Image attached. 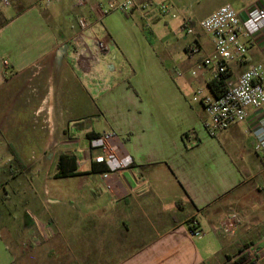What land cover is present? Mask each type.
<instances>
[{
    "label": "crops",
    "instance_id": "obj_1",
    "mask_svg": "<svg viewBox=\"0 0 264 264\" xmlns=\"http://www.w3.org/2000/svg\"><path fill=\"white\" fill-rule=\"evenodd\" d=\"M147 1L136 0L126 14L159 22L163 14L157 8L142 9ZM152 1L171 4L197 24L221 6L242 10L259 2ZM106 6L107 0H90L86 8H75L73 0L49 6L32 0L11 16L0 11L8 20L0 27L1 147L9 153L4 163H11L1 189L14 200L15 211H0V264H247L246 258L264 264L259 179L264 170L250 169L259 159L254 148L258 130L251 133L249 124L238 123L211 137L205 109L193 101L198 89L213 95L209 84L215 71L201 67L213 50L212 40L201 31L181 51L176 44L153 45L140 28L112 33L97 24L86 33L97 58L86 70L75 38L78 20H103ZM95 34L108 44L107 53L98 52ZM196 38L201 51L189 56L186 50ZM249 48L245 58L231 64V82L263 60L261 37ZM40 94H46L42 101ZM57 94L65 100L62 110L71 115L64 133L77 143L62 152L78 156V176L58 179L55 170L46 187L12 188L24 175L39 178L33 168H22L14 151L28 163L22 152L44 145L34 116L46 110L52 115ZM16 107L10 119L8 112ZM27 115L31 125L25 124ZM105 132L119 136L133 163L103 180L109 168L93 163L89 148L94 136ZM43 212L54 230L47 243L35 224ZM231 215L238 222L227 233L222 222ZM193 217L205 231L201 238L190 233Z\"/></svg>",
    "mask_w": 264,
    "mask_h": 264
},
{
    "label": "built area",
    "instance_id": "obj_2",
    "mask_svg": "<svg viewBox=\"0 0 264 264\" xmlns=\"http://www.w3.org/2000/svg\"><path fill=\"white\" fill-rule=\"evenodd\" d=\"M58 2L60 0H42L46 6ZM1 3L4 6H10L9 0H1ZM73 4L75 8H86L90 0H73ZM135 5L136 0H107V8L102 16L105 17L117 11L126 13ZM172 7L167 2L157 4L152 0L142 5L143 10L157 8L162 14H171ZM176 16L175 13L172 14L173 18ZM100 20L92 22L85 17H80L78 20L79 29L75 38L81 45L82 60L86 70H89L92 60H97L96 56L90 53L86 33L89 30H95ZM191 23V20L184 19L183 30L187 35L196 36L195 26ZM197 27L212 40L213 44L212 52L205 56L201 67L214 69L215 78H221L229 74L233 62L240 61L248 55L250 45H256L260 37L264 40V5L262 0H259L256 5L237 10L227 4L200 20ZM94 42L98 52L109 51L108 44L98 34L94 35ZM200 51V44L196 38L189 45L186 53L189 56H195ZM177 74L182 75L181 72ZM226 83L227 90L220 97L211 96L202 89H198L193 97V101L200 103L205 109L207 114L205 125L209 135L216 137L234 124L247 123L251 133L258 130L255 151L264 153V58L261 62L247 68L236 82L228 79ZM120 144L122 145V141L114 132H105L90 142V153H95L92 156V162L105 164L109 168V173L103 175V180H106L111 173L122 172L133 163L129 155L121 152ZM237 222V217L231 215L223 220L222 227L225 232L233 233ZM35 224L39 229L40 237L45 241L54 236L52 228L45 229L37 219ZM189 226L193 237L201 238L205 235V231L195 217L191 218Z\"/></svg>",
    "mask_w": 264,
    "mask_h": 264
},
{
    "label": "rangeland",
    "instance_id": "obj_3",
    "mask_svg": "<svg viewBox=\"0 0 264 264\" xmlns=\"http://www.w3.org/2000/svg\"><path fill=\"white\" fill-rule=\"evenodd\" d=\"M31 2L32 0H9L10 6H4V4H2L0 0V11L2 10L7 16H11L16 11L27 7ZM208 3L209 1L204 2L205 5ZM215 4L216 3L211 2L210 6H213ZM105 8H107V6ZM173 13L177 15L175 18L172 17ZM67 15H70V17H72L70 12ZM70 17V21L73 20ZM2 21L3 16L0 12V24L2 23ZM183 21L184 15L182 10L172 7L171 14H163L162 19L156 23L148 22L146 19H141L139 14L129 16L124 11H117L105 16V18L98 23V27H103L104 31L106 28H108L112 33L113 31H119L125 27L140 28L144 30V35L153 45H158L160 48H162L161 46L167 45L168 43L176 44L175 46L183 51L182 47L189 40L191 41L190 35H187L184 30L179 29V25L183 23ZM176 27L178 29L175 30ZM200 32L201 30L197 26H195V33L197 34ZM45 95L46 94H40V101L43 100ZM52 102H55V104L51 105L52 115L48 116L46 110L44 113H41L38 116H34L35 119H38V126L40 127L39 135L41 137V141L44 142V145H41L39 148L34 147L33 151H31V148H28V150H25L27 154H25L24 151L22 152L24 155H27V160L31 159L26 165L29 168H33L35 171H38L40 173L39 178L37 177V179H33V177L24 175L23 177H19L16 179V182L12 186V188L15 186L20 188L35 187L37 189L46 187L47 182L51 180L56 170L59 154L62 151H70L75 147V144H77L76 142H69V138L64 133V130L67 128L69 119L71 117V115L65 113V111L62 110V105L65 104V100H63V98L59 94H57V98ZM16 110L17 107L12 108L8 112L10 119H15L13 117L16 115ZM4 111L5 109L2 106L0 108V113H4ZM26 118L27 122L25 124L31 125L32 123L30 120V115H27ZM29 132L31 134H34V132L32 131V127ZM2 135L3 132L0 131V189L4 186V183L7 180L5 178L6 175L4 176V170H6V168H8L7 170H9L11 168L10 162L4 163V161L9 158V153L6 154L4 152V148L1 147V145L3 146ZM120 147L121 152L125 153L122 149L123 146L121 144ZM250 169H254V173H257L262 169L264 170L263 152H259V159L257 161V164L252 165V167L250 165ZM259 179H262L261 185L264 187V174L260 175ZM10 187L8 185L9 190H12ZM44 197L46 198L47 194H45ZM12 201L14 200H7V197H5V194L1 189L0 205L5 203V206H0V211H2L1 209H5V211L7 210V213L14 215L15 211L13 210L14 205ZM43 215L42 219L39 218V224L47 229L48 225L46 222L49 221V217L47 214L44 216ZM36 229L38 235L40 236L37 226ZM40 239L42 242L46 243L50 240L49 239L48 241H45L44 239H42V237H40Z\"/></svg>",
    "mask_w": 264,
    "mask_h": 264
},
{
    "label": "trees",
    "instance_id": "obj_4",
    "mask_svg": "<svg viewBox=\"0 0 264 264\" xmlns=\"http://www.w3.org/2000/svg\"><path fill=\"white\" fill-rule=\"evenodd\" d=\"M8 22V20H3L0 24V27L5 25ZM192 26H197V23L192 21ZM229 79V75L222 76L221 78H215L210 84L209 88L213 95L215 97H220L223 93L227 90V83L226 81ZM101 135H96V137H100ZM14 151V149H13ZM17 159L21 162V166L25 171H31V168H29L23 160L20 157V155L14 151ZM78 161L79 158L74 153H66L61 152L59 154L57 167H56V173L55 177L60 178H70L78 176L77 170H78ZM106 169V166H105ZM250 258H246L245 261H247V264H255V261H250Z\"/></svg>",
    "mask_w": 264,
    "mask_h": 264
}]
</instances>
